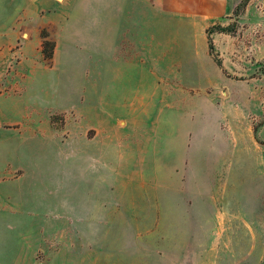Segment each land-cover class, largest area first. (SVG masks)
Returning a JSON list of instances; mask_svg holds the SVG:
<instances>
[{"label": "rangeland", "instance_id": "1", "mask_svg": "<svg viewBox=\"0 0 264 264\" xmlns=\"http://www.w3.org/2000/svg\"><path fill=\"white\" fill-rule=\"evenodd\" d=\"M113 1L0 0V86L11 93L0 121L18 124L0 125V150L9 157L31 136H43L44 162L61 150L66 195L96 212L81 264H264V0L238 11L242 0H144L143 15L125 0L108 11L118 50L134 35L145 67L161 71L131 66L105 93L90 89L95 68L126 67L98 54L117 45L105 38ZM61 2L79 9L75 36L60 25ZM135 96L143 105H129ZM91 124L119 133L110 150H90Z\"/></svg>", "mask_w": 264, "mask_h": 264}, {"label": "crops", "instance_id": "2", "mask_svg": "<svg viewBox=\"0 0 264 264\" xmlns=\"http://www.w3.org/2000/svg\"><path fill=\"white\" fill-rule=\"evenodd\" d=\"M134 2L132 1L131 4L135 5L138 12L140 8L143 15L144 0H136V4ZM61 3L63 6L58 14L60 25L63 30L67 29L66 32L73 33L75 36V30L81 19L78 15L79 9L76 3ZM124 4L128 3L125 0H114L112 4L110 2L106 4L104 26L107 28H105L106 31L110 28V34H106L105 38L106 41L117 44L115 45L117 50L112 45L108 47L112 49L101 50L98 54L105 59H113L116 55L118 62L121 64L123 61L126 67L113 68V65H108L112 61L106 62L105 66L96 67L90 89L99 91L104 89L105 93L109 92V86L114 80L117 81L118 78L120 80L125 74L129 75L128 71L134 73L131 66L141 68L142 75H145L143 71L146 68L149 69V74L153 75L161 71V68L145 67L144 40L141 47L135 46L139 39L134 35L125 38L131 44L130 51H122L124 48L118 50V35L114 32V27H120V21L109 17L112 15H108V11L118 13L125 8ZM94 18L96 19V16L89 21L90 17L86 15V20L91 22L89 25L93 27L98 25V23L92 24ZM44 24H50V22ZM130 25L133 28L139 25L140 28L141 21L138 19ZM163 56L164 54L158 57ZM137 73L139 74V69ZM165 80L159 77V82ZM2 89L3 92H1ZM10 94V89L6 90L0 86V98L2 95L8 97ZM102 97L101 95L100 98ZM144 99V96H135L129 105L134 106L139 102L143 105ZM102 103L99 100L98 105L102 107ZM65 122V127L68 128L69 117H66ZM7 123L0 121V125L15 128L18 126V124ZM60 130L64 136L71 133L69 129ZM82 133L90 142V150L94 148L110 150L113 140L117 138V135L119 136V133L108 129L103 124L88 125V129L82 130ZM41 143H43V136H31L23 141L24 147L21 146L23 150H19L18 146L17 150L9 153V157L4 156L3 150H0V264H81L82 257L84 262H90L91 244L96 245L95 238L93 242L91 236L97 231L95 226H91V219H96V212H91L90 208L85 215L81 214L79 198L76 199L74 194L66 195L64 189V165L58 161L61 150H50L51 154L57 153L58 156L44 162V158L41 160L40 155L47 154L49 150H37L38 147H42ZM35 148L38 156H33L31 152ZM42 151L44 152L41 153ZM16 152L19 153L16 154ZM39 187L43 188L42 194H37ZM107 205L108 203H105V206ZM86 220L88 224H85V229H82L81 222L84 223Z\"/></svg>", "mask_w": 264, "mask_h": 264}, {"label": "trees", "instance_id": "3", "mask_svg": "<svg viewBox=\"0 0 264 264\" xmlns=\"http://www.w3.org/2000/svg\"><path fill=\"white\" fill-rule=\"evenodd\" d=\"M248 2L249 0H242V2L237 7V11L241 8H244ZM41 35L43 37L42 53L46 59L51 60L54 56L55 43L54 41L47 38L48 34L46 31H42Z\"/></svg>", "mask_w": 264, "mask_h": 264}]
</instances>
